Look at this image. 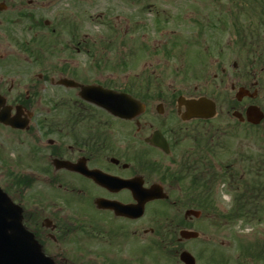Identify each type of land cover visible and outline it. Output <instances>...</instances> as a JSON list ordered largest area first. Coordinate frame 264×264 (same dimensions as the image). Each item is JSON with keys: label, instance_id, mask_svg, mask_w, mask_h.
<instances>
[{"label": "flooded vegetation", "instance_id": "flooded-vegetation-1", "mask_svg": "<svg viewBox=\"0 0 264 264\" xmlns=\"http://www.w3.org/2000/svg\"><path fill=\"white\" fill-rule=\"evenodd\" d=\"M209 1L214 19L193 22L184 49L178 38L141 46L129 76L132 46L111 44L118 30H105L99 43L106 51L98 55L91 32L77 33V15L57 28L40 18L59 0H0V112L17 127L0 124V143L3 133L22 147L13 161L0 149V177L16 181L8 192L17 222L53 264H183L184 251L194 264H224L222 252L208 251L212 238L200 251L188 247L202 241L208 214L221 211L219 188L228 182L235 193L231 209L264 212L253 159H240L237 147L252 143L257 130L264 134V0ZM154 24L157 31L161 22ZM53 45L91 51V68L105 75L91 79L78 60L63 56L42 60ZM29 68L42 70L31 76ZM63 80L133 102L124 117L114 115ZM199 99L214 118L187 119V103ZM125 206L129 215L121 213Z\"/></svg>", "mask_w": 264, "mask_h": 264}, {"label": "rangeland", "instance_id": "rangeland-1", "mask_svg": "<svg viewBox=\"0 0 264 264\" xmlns=\"http://www.w3.org/2000/svg\"><path fill=\"white\" fill-rule=\"evenodd\" d=\"M214 1L209 0H59L57 4L51 3L46 5V11L40 12V18L48 21L52 28H57L62 18L72 20L73 16L77 15L79 21V29L77 33L91 32V48L97 46L98 55L101 52L106 51L102 47L103 43H99L100 38L106 34L105 30L116 29L119 32L117 35L111 37L112 45L126 43L132 46L131 59L126 66L129 76H133L136 70L133 66L136 62L143 58V52L141 46H152L155 44L165 43L168 40H177L181 45V49H184L183 45L188 44L191 41L192 30H195L193 22H201L203 25L207 21L212 22L214 19L215 4ZM91 17V25L88 29V20ZM158 20L163 22L162 31H156L154 28V21ZM89 31H88V30ZM74 34V32H73ZM210 35V33H208ZM18 38H23V34L20 29L17 28ZM70 37V34H68ZM64 33L62 43L65 44L69 40V37ZM49 41L54 43L56 37L48 35ZM124 37V41L120 39ZM28 38V37H25ZM60 45L59 43H57ZM54 50L49 53H44V59L50 62H56L64 58H70L78 60L80 72H90L91 79L104 76V70L98 68L97 73L91 68L89 61H91V51L89 54L79 53L75 50L66 51L61 47L53 45ZM65 48V45H64ZM96 49V48H95ZM106 53V52H105ZM104 53V54H105ZM111 58L114 52L106 53ZM13 57V55L11 56ZM131 62V63H130ZM143 61L142 63H145ZM177 63V62H176ZM42 68L27 69L30 71L31 76L41 72ZM117 76H120V69H117ZM56 80V78H55ZM55 90L49 91L52 94ZM53 98L51 99V101ZM218 119L213 121L216 125ZM10 141V143L8 142ZM13 141L1 133L0 149L3 151L5 158L13 161L18 160V155L22 151V147L17 144H12ZM235 147V145H233ZM238 157L240 159H253L256 172V180L260 181V189L264 186V134L262 131L257 130L255 139L252 143L242 142L238 143ZM224 163H230V159H227L224 155ZM88 188L87 184H83ZM9 189V184L5 178L0 177V189ZM264 190V189H263ZM235 193L232 189H229L228 182L218 190V204L219 208L227 211L232 207ZM59 204H61L59 202ZM258 218L264 221V212H259L256 215V220L247 224L242 220H228L225 221L223 226L216 223V219L208 215L207 227L203 228L200 232L203 235L202 240L206 238H212L208 242V251H220L224 256L223 262L229 261V258H233L236 253V241L235 238H244L243 242H248L253 245L255 238L264 235V225H260ZM204 222V218L202 220ZM206 224V222H204ZM205 241L199 243L190 244L188 247L191 252L200 251ZM223 245L222 249L219 246ZM254 246V245H253ZM205 249V248H204Z\"/></svg>", "mask_w": 264, "mask_h": 264}, {"label": "water", "instance_id": "water-1", "mask_svg": "<svg viewBox=\"0 0 264 264\" xmlns=\"http://www.w3.org/2000/svg\"><path fill=\"white\" fill-rule=\"evenodd\" d=\"M68 85H72L71 83ZM88 88H82L80 96L83 99H86V94L88 93ZM92 91V89H91ZM101 101V102H100ZM117 101V99L113 95H104L100 99L93 100L91 102H95L101 107L105 108L106 110L110 112H126L125 105L118 104L115 106L111 102ZM202 101L199 102H193L190 103L189 108H187L188 117H205L210 118L214 114L211 113H205L200 112V107ZM123 110V111H122ZM190 110V111H189ZM0 121L5 122L6 124H10L12 127H15L13 122L11 120H8L6 122V118L3 115H0ZM196 215V214H195ZM8 220L15 221L16 220V214L15 212L8 206L7 200L5 198V195L0 192V253L6 252V255L0 254V264H51L50 261L46 260L42 255L32 246L26 235H22L18 233V236L16 235H9V230H16V227H19L18 225L14 223L7 222ZM16 226V227H15ZM18 232V230H16ZM23 236V237H22ZM183 237H196L195 234H189L186 233L182 234ZM21 241L23 242V245L26 248V255L21 254L19 252V247L21 249ZM13 248L15 253H13ZM25 252V251H22ZM180 260L185 264H194L193 259L187 254L182 253Z\"/></svg>", "mask_w": 264, "mask_h": 264}, {"label": "trees", "instance_id": "trees-1", "mask_svg": "<svg viewBox=\"0 0 264 264\" xmlns=\"http://www.w3.org/2000/svg\"><path fill=\"white\" fill-rule=\"evenodd\" d=\"M246 215H249V214H246ZM233 216L234 215L232 213H230L228 216H224V220L225 221L232 220ZM239 252L242 256L239 258H236L235 261L237 263L238 262H248L250 259L251 253H254V252H256L258 254L264 253V242H261V241L257 242L255 249L253 248V245H251L250 243L241 242L239 245Z\"/></svg>", "mask_w": 264, "mask_h": 264}]
</instances>
